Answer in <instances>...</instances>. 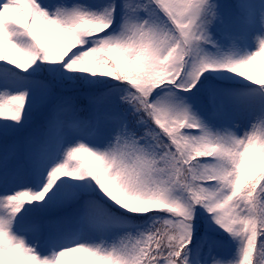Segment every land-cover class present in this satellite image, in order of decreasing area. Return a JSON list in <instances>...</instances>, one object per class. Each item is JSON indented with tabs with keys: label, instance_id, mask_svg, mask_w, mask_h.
Wrapping results in <instances>:
<instances>
[{
	"label": "snow or ice",
	"instance_id": "1",
	"mask_svg": "<svg viewBox=\"0 0 264 264\" xmlns=\"http://www.w3.org/2000/svg\"><path fill=\"white\" fill-rule=\"evenodd\" d=\"M69 253L264 264V0H0V264Z\"/></svg>",
	"mask_w": 264,
	"mask_h": 264
},
{
	"label": "rangeland",
	"instance_id": "2",
	"mask_svg": "<svg viewBox=\"0 0 264 264\" xmlns=\"http://www.w3.org/2000/svg\"><path fill=\"white\" fill-rule=\"evenodd\" d=\"M14 19H17V17L13 16ZM256 69H259L258 67H256L255 65H253L250 69V71H255ZM251 75L254 74V73H250ZM254 77V76H253ZM255 78V77H254ZM83 256H86V255H83V254H79V253H69L65 259H67L70 264L74 263L78 258H83ZM84 259V258H83Z\"/></svg>",
	"mask_w": 264,
	"mask_h": 264
},
{
	"label": "trees",
	"instance_id": "3",
	"mask_svg": "<svg viewBox=\"0 0 264 264\" xmlns=\"http://www.w3.org/2000/svg\"><path fill=\"white\" fill-rule=\"evenodd\" d=\"M14 19V18H13ZM250 73H254L252 74L256 79L262 78L261 77V73L259 69H256L255 71H250ZM85 159H88L87 157H85ZM84 260L87 261L89 258L87 256H83ZM74 264V263H72Z\"/></svg>",
	"mask_w": 264,
	"mask_h": 264
}]
</instances>
